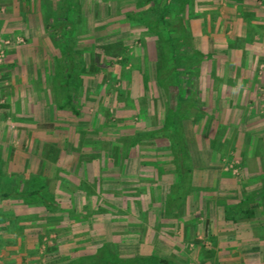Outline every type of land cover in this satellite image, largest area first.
<instances>
[{"label": "rangeland", "instance_id": "1", "mask_svg": "<svg viewBox=\"0 0 264 264\" xmlns=\"http://www.w3.org/2000/svg\"><path fill=\"white\" fill-rule=\"evenodd\" d=\"M58 1L0 0V17L7 12H13L15 17L16 11L23 10L26 14L41 9L45 15L42 24L56 9ZM76 3V13L71 17L73 25L70 41L75 58L83 59V63L75 65L74 73L78 79L72 74L69 91L74 92L71 86L79 83L73 103L79 105L80 113L74 116L68 110V146L60 147L62 151L59 157L62 159L67 154L69 177H74L76 182L79 179L87 183L85 189H80L88 196V205H79V193L70 194L76 202L75 205H68V189L66 195L46 186L48 179L44 175L50 171L49 161L38 155L36 146L22 144L20 138L15 136L17 141L11 142V145L14 142L16 144L6 145L5 160L0 158V191L11 192L0 198V264H30V261H34L33 264L60 263L78 254L92 253L102 245L120 257L153 255L151 251L167 252L171 261L187 264V259L183 257L188 252L189 239L183 237V241L176 242L173 233L168 235L169 240L162 237L165 231H172L173 227H163L160 218L167 216L174 220L177 217H190V209L198 205L206 209L207 206L210 208L209 205H233L245 193L260 187L264 179V146L261 145L264 142V89L258 91L253 87L246 88L250 91L246 98L244 91L234 88L231 94L230 90L227 91L230 97L226 102L222 92H225L227 83L223 79L232 69L223 64L217 66L215 73L218 78L216 81L214 78L210 80L212 64L208 56L203 57L197 74L183 75L180 86L174 83L170 86L174 100L181 97L180 87L185 89L184 93L192 91L198 100L189 111L191 119L177 122L181 125V136L188 154L184 164L191 168L189 182L192 189L180 204V213L174 211L166 215L160 208L164 193L175 178L171 172L174 166L172 156L165 148L167 141L159 134V137L141 134L157 129L168 109L166 94L155 81L156 65L160 64L158 40L138 21L130 22L123 15L126 9H134L135 0H76ZM198 4L196 2L199 9L197 14H194L193 0H186L185 3L182 0H151L144 4V8L153 5L158 10L149 9L146 15L153 20L155 30L163 37L165 49L169 45L172 24L168 19L169 14H165L160 21L156 13L163 10L164 6L171 10L182 9L180 17L188 33L192 19L201 13L200 8L206 6ZM27 19L32 24V18ZM188 35L190 47L193 48L192 36ZM7 37L0 35V43L6 42L0 64L11 43L16 46L26 40L22 34H10ZM117 41L124 47L122 52L116 57H103L101 47ZM47 42L54 46L52 36H48ZM196 50L206 55L207 50ZM186 51L189 52L188 49L180 52L182 56L179 62L186 61ZM213 62L216 63L215 60ZM256 64L260 72L264 70V65ZM255 69L256 66L252 65V70ZM172 75H169V79L176 81ZM59 89L57 99L63 102L65 88ZM51 100L50 97V104L54 105ZM224 102L227 103V109L224 108ZM219 105V114L210 110V107L216 109ZM249 110L253 112L250 114ZM214 116L222 123L230 120L236 127L234 130H225L212 126ZM13 120L10 117L9 121ZM49 125L47 123L44 128ZM14 128L11 126V129ZM230 133L233 134L231 142L227 140ZM138 134L143 135V138L137 140L135 147L128 149L129 155L120 165L119 157L122 155L121 149L125 148L124 143ZM220 134L226 140L222 138L218 142ZM154 143L162 146V149L155 150ZM40 149V154L55 160L57 151L53 148L42 145ZM11 156L28 160V176L10 170L15 165L10 160ZM58 162H55L58 170H62L59 167L63 163ZM39 167L42 171L40 178L32 173ZM98 173L103 174L101 178H94ZM40 184L45 188L35 195L37 201L22 200L20 193L23 190L37 188ZM102 186L109 188L105 191L114 190L118 194L104 195L100 190ZM44 199L51 205L55 202L58 209L46 211ZM260 203L264 205V199ZM233 215L237 220L249 221L250 225L245 228L252 232V237L264 240V227L257 226L264 218L258 214L257 208L249 219L239 212H233ZM195 216H205L203 209L197 210ZM148 218L152 221L149 226L146 225ZM194 240L200 242L199 239ZM261 242L263 244L248 247V256L254 259H248L246 264H264V241ZM225 243L216 236L214 240L208 241L209 250L205 255L210 260L214 259L215 264L224 261L222 253H219L220 258L216 251L221 250L219 244L222 247Z\"/></svg>", "mask_w": 264, "mask_h": 264}, {"label": "crops", "instance_id": "2", "mask_svg": "<svg viewBox=\"0 0 264 264\" xmlns=\"http://www.w3.org/2000/svg\"><path fill=\"white\" fill-rule=\"evenodd\" d=\"M196 2L199 3L198 5L204 4L206 6L200 8L201 13L199 12L200 14L192 19L188 33L192 36L194 49L207 50L205 54L208 55L210 65L212 64L210 80L212 78H214V81L217 80L218 76L215 73L217 66L223 64L232 69L231 73L223 79L229 85L226 84L222 97L226 102L229 101L227 98L230 97L229 94L233 93L234 88L244 91L246 93L245 97L250 92L246 88L253 87V89L257 88L258 91H262L264 89V70L262 69L260 72L256 63H259V66L264 65V0H193L192 6L196 10L194 14L199 11ZM12 13L7 12L6 15H1L2 18L0 17L1 37L8 38L7 36L10 34H22L26 40L16 46L11 43L12 45L10 44L7 48L5 58L0 64V158L5 160V147L8 144L11 145V142L17 141L15 136L18 139L20 138L19 141L22 144L36 146L37 150L35 151H38V155H41L43 160L49 161L48 170L50 171L44 175L48 179V185L46 183V186L52 188L56 193L60 192L66 195L68 189V205H75L76 201L70 195L73 193H79L81 200L79 205H88V196L81 190L82 188L85 189L84 186L87 183H84L83 180L80 182L79 179L76 182L74 177H69L67 154L62 159L59 157L62 151L60 147L68 146V107L66 108L68 105L63 104L65 101L58 102L56 100L59 95V88H65L64 98L67 93V85L65 84L68 80L67 52L65 51L63 54L55 44L53 46L47 42L51 32L45 22L40 24L45 16L41 9L26 14L23 10L16 11L15 17ZM53 14L54 11L49 16L52 17ZM27 18H32V24H29ZM13 20L16 21L13 23ZM10 21L12 23H9ZM204 44H207V46H204ZM252 65L256 66L255 70H252ZM56 69L60 71L57 73ZM234 70H237L236 73H234ZM54 81H57L58 87L54 86ZM227 91L230 93L227 94ZM50 97L53 101L51 103H54V105L50 104ZM226 102L223 105L227 109ZM215 108L210 107V110H213L215 114H219L220 105ZM252 112L253 110L251 112L249 110L250 114ZM10 117L14 119L13 122L9 121ZM47 123L50 125L44 128ZM211 124L225 130H234L236 127L230 120L225 123L219 122L217 116L212 117ZM11 126L15 128L11 129ZM225 137L220 134L218 142L222 138L226 140ZM231 137H233L232 133H230L227 140H230ZM42 145L44 147L48 145L57 151L54 156L55 160L45 154H40ZM18 156H15V159L11 156L10 160L15 165L10 170L28 176L30 171L26 164L28 160H25V157L19 158L20 156ZM58 161L64 164V166L62 164L59 167L62 170H58L55 163ZM32 173L39 178L42 176L40 167L33 170ZM75 173H78V171ZM102 175V173H98L94 175V178L98 176L101 178ZM86 181L90 182L88 179ZM61 185L62 187H60ZM116 188L113 187V189ZM105 189L108 190L109 188H104V186L100 188L101 193L104 195L109 193L116 196L118 194L114 190L107 192ZM180 206L169 205L168 212L164 211L163 205L160 209L168 215L174 211L180 213ZM209 206L210 208L207 206V209L206 207L200 208L199 205L193 209L191 208L192 215L182 219L177 217L171 220L167 216L161 217L159 222L162 223L163 227H173L172 231H163L164 235L161 236L169 240L168 235L170 236L173 233L176 236V242L183 241V237L189 239L188 252L183 257L187 259V262L185 261L187 264H215L216 261L214 259L210 260L205 254L209 250L208 241L214 240L216 236L220 242H226L222 247L220 244L218 245L221 250L216 252H218L220 258L219 253H222L221 255L225 259L219 261L218 264H246L248 259H254L249 258L248 247L263 244L261 241L264 240L252 237V232L245 228L250 225V222L247 220L226 219L224 208L232 205ZM202 209L205 216L202 218L196 217L197 210L202 211ZM150 224H152V221H149L148 218L146 225L149 226ZM173 234L171 235L172 238L174 237ZM140 239L138 238V240ZM194 239H199L200 242H194ZM152 252L153 255L169 256L166 255L167 252L151 251V254Z\"/></svg>", "mask_w": 264, "mask_h": 264}, {"label": "trees", "instance_id": "3", "mask_svg": "<svg viewBox=\"0 0 264 264\" xmlns=\"http://www.w3.org/2000/svg\"><path fill=\"white\" fill-rule=\"evenodd\" d=\"M151 0H135L134 9H126L123 13L125 18L128 21H138L144 28L148 29L153 33L154 36L159 43L160 47V64L156 65L155 69V81L159 85V87L164 91L166 94V101H167V114L163 117L161 125L157 129L144 131V136L146 137H159L157 134L160 135L161 138L167 141V145L165 148L171 154L172 159L171 162L173 163V169L171 170L174 173L175 178L174 181L168 185L167 191L164 193L162 198V204L164 207V211L168 212L169 205H180L184 198L186 197L189 190L192 189L189 178H190V171L191 168L189 165L184 164L186 158L188 156L186 146L184 143L183 137L181 136V125L178 123L182 119H191L189 115L190 109L194 108L197 103V97L194 96L193 92L190 91L188 94L184 93L185 89L179 88V97L178 100H174L172 97V92L170 86L174 84L181 85L183 82V75L190 76V74H197L199 72V68L202 64V59L204 56L203 53L200 51L190 47L189 35L184 28V23L181 20L182 17V9H174L171 10L169 7L164 6L163 10H160L158 16L156 17L157 20H163L165 14H169V20L172 24L171 29L169 30L170 33V41L169 45L167 44V49L163 47V43H165L163 37H161L159 31H156V25L152 24V19L147 17L146 11L149 9H153V11H158L155 6L149 5L144 8V4L150 2ZM184 3L186 0H182ZM178 2V0H177ZM77 3L76 0H59L56 3V9L54 10V14L52 17H48L45 23L46 26L50 30V36H52L54 40V44L59 51L63 54L65 51L67 52L66 58L68 59V66H67V82L65 83L68 85L66 87V95H65V102L63 104L68 105L69 112L74 115L78 116L80 113V107L77 104L73 103V97L77 95V89L79 83H75L71 87L74 88V92L69 91L70 80L73 78V75L76 74L75 72V65H80L83 63V59L75 58L74 51L71 45V37H72V19L71 17L75 15ZM183 8V7H182ZM171 12V13H169ZM155 15V16H156ZM169 21V22H170ZM180 22V23H179ZM66 38V39H65ZM65 40V43H64ZM174 41V43H173ZM62 46V48H60ZM123 45L120 41L114 42L101 47L102 55L105 58H112L119 55L123 50ZM63 49V50H62ZM188 49V53L186 51V56L184 62H179L178 59L180 58L181 53L185 52ZM83 56V53H82ZM197 59L192 60L193 58ZM169 58V59H167ZM190 62H189V61ZM60 69V68H59ZM59 69H56V72H59ZM76 72H79V66L76 67ZM186 73V74H185ZM173 74V78H176V81H172L169 79V75ZM188 74V75H187ZM74 78V79H75ZM78 79V77L76 78ZM75 79V80H76ZM78 84V85H77ZM54 86L58 87L57 81H54ZM62 88V87H61ZM58 101V99H56ZM174 101V103H173ZM62 104V106H64ZM200 110V109H199ZM178 122V123H177ZM162 133V135H161ZM170 133V134H169ZM141 134L136 135L135 137H130L129 141L125 145V148L121 149L122 155L119 157V163L122 164L123 160L129 155V148L135 147L134 145L139 138H143ZM212 140V139H209ZM153 144L155 150L162 149V146ZM123 145V144H122ZM264 146V142L261 144ZM257 149V148H256ZM255 149V150H256ZM257 152V151H256ZM1 175V174H0ZM33 178L35 176H32ZM32 180V178H30ZM45 186L43 184L38 185L37 188H31L26 191H22L20 193L21 198L23 201L31 200L37 201L35 195L39 193V191H43ZM11 193L10 191H0V198L6 197ZM15 194V193H14ZM17 195V194H15ZM41 198V197H40ZM264 199V179L259 188L253 189L248 193H245L242 199H239L236 204H233L231 207L224 208V217L226 219L236 220L233 212H239V214H243L246 219L252 217L255 214V208H257L258 214L264 217V205L262 202ZM44 209L46 211H55L58 209V206L54 203H48V200L44 199ZM254 213V214H253ZM259 228L264 227V221H259L258 225ZM3 227V226H2ZM1 231V228H0ZM260 235V234H259ZM34 261H30V264H33ZM53 264H176L175 262L171 261L168 257L165 256H158V255H132L127 257H120L115 252H111L108 248L104 245L98 246L92 253L88 254H78L73 258H68L67 260H63L60 263H53Z\"/></svg>", "mask_w": 264, "mask_h": 264}, {"label": "built area", "instance_id": "4", "mask_svg": "<svg viewBox=\"0 0 264 264\" xmlns=\"http://www.w3.org/2000/svg\"><path fill=\"white\" fill-rule=\"evenodd\" d=\"M6 42L0 43V61L2 60L3 56H4V44Z\"/></svg>", "mask_w": 264, "mask_h": 264}]
</instances>
